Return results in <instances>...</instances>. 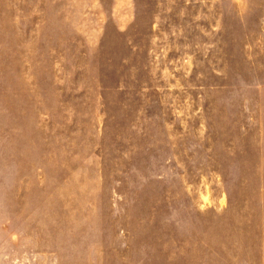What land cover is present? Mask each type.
<instances>
[{"label": "rangeland", "instance_id": "obj_1", "mask_svg": "<svg viewBox=\"0 0 264 264\" xmlns=\"http://www.w3.org/2000/svg\"><path fill=\"white\" fill-rule=\"evenodd\" d=\"M0 264H264V0H0Z\"/></svg>", "mask_w": 264, "mask_h": 264}]
</instances>
